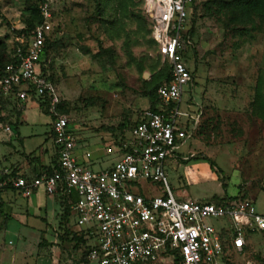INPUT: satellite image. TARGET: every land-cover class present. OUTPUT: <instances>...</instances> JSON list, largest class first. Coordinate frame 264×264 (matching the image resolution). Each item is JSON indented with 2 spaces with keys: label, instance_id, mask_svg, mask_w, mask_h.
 Here are the masks:
<instances>
[{
  "label": "rangeland",
  "instance_id": "rangeland-1",
  "mask_svg": "<svg viewBox=\"0 0 264 264\" xmlns=\"http://www.w3.org/2000/svg\"><path fill=\"white\" fill-rule=\"evenodd\" d=\"M45 2H50L51 17L42 70L57 87L81 150L93 152V162L101 159L94 167H106L116 159L112 152L128 138L130 126L158 103L155 85L163 62L151 38L146 0H0L2 62L14 46L30 40ZM229 2L194 0L189 12L184 36L193 83L184 88L181 109L199 120L195 128L189 122L188 139L175 160H167V178L176 194L184 190L186 197L207 202L225 193L244 194L264 214V14L250 7L234 10ZM34 100L25 103L36 104L47 133L52 114L41 108L44 99ZM17 104L0 94V130L23 119L22 112L14 115ZM39 145L28 143L32 149ZM8 150L0 141V167L8 163ZM10 194L7 200L0 196V264H87L81 245L70 234L62 237L60 224H49L46 235L24 245V232L37 228H24L26 199ZM55 209L61 211L60 204ZM225 262L264 264V233L251 236L241 252L226 253Z\"/></svg>",
  "mask_w": 264,
  "mask_h": 264
},
{
  "label": "built area",
  "instance_id": "built-area-1",
  "mask_svg": "<svg viewBox=\"0 0 264 264\" xmlns=\"http://www.w3.org/2000/svg\"><path fill=\"white\" fill-rule=\"evenodd\" d=\"M193 1L146 0L153 38L162 62L169 65L170 80L157 89L158 108L143 112L129 129L128 138L112 152L116 159L106 167H94L88 150L82 156L77 153L79 138L69 118L57 112L61 96L40 65L48 34L46 23L35 28L25 49L18 46V61L7 64L0 74L4 94L21 103L32 96L49 99L59 165L52 173L32 178L14 177L12 170L5 168L0 172V189L12 187L26 198L39 189L48 195L76 196L72 204L75 225L91 239V263L173 264L179 256L183 264H226L224 232L233 248L241 252L249 230L264 231V214L251 199L182 200L167 178V160L188 139L189 122L195 128L199 120L181 109L184 88L193 83L183 39ZM41 11L47 22L51 17L49 2L42 4ZM5 130L10 132V126ZM211 219L220 220V227Z\"/></svg>",
  "mask_w": 264,
  "mask_h": 264
},
{
  "label": "crops",
  "instance_id": "crops-1",
  "mask_svg": "<svg viewBox=\"0 0 264 264\" xmlns=\"http://www.w3.org/2000/svg\"><path fill=\"white\" fill-rule=\"evenodd\" d=\"M29 99L30 101H35L34 100L35 97L33 96L30 97ZM187 106L190 107L191 105L188 103ZM186 111L189 112V110ZM40 114L41 113L37 109V106L34 102H28V103L24 102L22 116H21L23 117V119L19 123L20 124L23 123L24 126L28 127L26 129L32 127L31 129H29L30 131L24 130V128H19L16 125L14 128V124L8 125L11 128L10 132L6 131L5 129L0 130V136L2 134L6 136L5 138L1 137L0 141H3L5 145L9 147V150L7 151L8 153L4 154V159L8 161V163L0 167V172L5 168H9L14 170L16 169L18 173L21 175L32 176L35 174L37 175L39 173L47 172L49 168L55 165V162L57 161V150L53 142L52 125H50V121H49L48 124L50 126V130L47 131V133H44L42 127L40 126L41 123L43 122V118L40 116ZM52 120H53V115H52ZM35 141L40 144L39 146L41 147H39V149H32L31 147H28V143H32ZM48 141L52 142L51 148L46 147ZM16 143L18 144V147H20L19 149L15 147ZM182 145L178 149H180ZM81 149L82 146L78 145L77 153L82 156L85 149L83 151ZM178 154H179V150L176 151V155ZM94 156L95 155L93 153L92 157L94 158ZM179 157L183 159L182 156ZM174 158L175 156L169 158L168 161L170 162L172 160H175ZM96 161L101 162V159H98L96 157V160L94 162ZM168 161L166 164V172H167V165H169ZM10 192L9 191L3 192L1 194V197L7 200V198L11 196ZM185 194L186 192L184 190H182L180 194L175 193V195L182 200L200 201L199 199L196 198L186 197ZM224 196L229 197L231 195L225 193ZM24 198L26 199V201H24V228H26L27 230L29 227L32 229L37 228L35 229L34 233L24 232V240H22V243L26 245V243L28 244L34 243L36 241L34 240L36 236L40 234L46 235L45 232L43 233V230L46 227L48 228L49 224L53 226L60 224L59 216L60 213L62 212V204L60 200V195H48L43 189H39L35 191V193L32 196L28 198L26 197ZM31 198L33 199L32 201L29 200ZM202 202H206V201H202ZM59 204L61 206V211L55 209V205L59 206ZM55 215H58L57 217H55L56 219L54 218ZM52 218H54L53 221L55 223L52 222ZM41 223H45V224L43 225Z\"/></svg>",
  "mask_w": 264,
  "mask_h": 264
},
{
  "label": "trees",
  "instance_id": "trees-1",
  "mask_svg": "<svg viewBox=\"0 0 264 264\" xmlns=\"http://www.w3.org/2000/svg\"><path fill=\"white\" fill-rule=\"evenodd\" d=\"M229 3L234 7V10L237 7H240V8L241 7H244V8L250 7L252 9H254L258 14H261V15L264 14V0H230ZM193 5H194V1H193L192 5H191L190 11H191ZM38 13H39V17H40V20H39L40 22H39V24H37V26L46 23V19L43 16L42 11H41L40 8H39ZM234 14H236V11H235ZM147 18H148L149 23H150L151 38H152V41L155 44V46L157 48V51H158V54H159L158 45L155 42V40L153 38V34H152L153 21L148 16V14H147ZM184 33H183V39L185 41V45H186V48H187V41H186V37L184 36ZM28 41H27V43H28ZM48 41H49V36L46 35V39H45V54H44V56L46 55L47 50H48V46H47L48 45ZM27 43H25V44L18 43L16 46H14L13 54L11 55V57H9V59L6 62H4V61L2 62V60H0V74H2L4 68H5V66L7 64L18 61V56L16 55V50H17L18 46H22L25 49ZM159 57H160V54H159ZM184 57H185V60L187 61L188 65L190 66V63L188 62V58L186 56V49H185V52H184ZM40 65H41V72L43 73V75H45V73L42 70V61H41V64ZM169 70H170L169 65L163 63V69L160 72L159 82H157V84L155 85V97H156V100H157L158 103H159V99L157 97V89H158V87L160 85H162L163 83H165V82H167V81L170 80V71ZM191 72H192V70H191ZM29 92L30 93H33L31 91H29ZM0 94L3 95V96H5L6 99L14 98L17 101V103H18L17 105L18 106L17 107L14 106L13 107V110H14L15 117L19 118V116L21 115V112L23 110L24 103H21L18 100L17 97H14L12 95H6V94H4V92H3V90H2L1 87H0ZM158 103L155 106H153L152 108H150V109L156 110L158 108ZM40 105H41V108L43 109V111L49 112L50 101H49L48 98H46L45 100L41 101ZM63 105H64V103L61 100V102L57 106V112L60 115L61 114L66 115L64 113V111H62ZM141 117H142V115H141ZM139 120L135 121V123L130 126V129L134 125H136ZM18 123H19V121H17L15 123L13 120H11V122H10L9 125H13L14 124V125L18 126ZM52 134H53V137H54L53 130H52ZM58 168H59V165H58V155H57V161L55 162V165L53 167L49 168L47 170V173H52L55 169H58ZM40 174L41 173H39L37 175H40ZM37 175L35 174V175H32V176H25V175L19 174L16 169L15 170L12 169V176H14V177L23 176V177H27V178H32V177L37 176ZM223 186L226 187V183H223ZM8 191L17 192L18 194H21L16 189H14L12 187H7L5 189H0V196H1L2 192H8ZM240 198L241 199H245V198H248V197L245 196L244 194H238L237 196H229V197L224 196V197L218 198V201L217 202H224V201H226L228 199L233 200V199H240ZM76 199H77L76 196H65L63 194L60 195V200H61V204H62V212H61V215H60V217H61L60 227L61 228L64 227V233L62 234V237L65 236V235H67V234L68 235L70 234L72 236V240L76 241V244L81 245L83 257L85 258V261L87 262V264H94V263H91L90 262L89 257H88L89 256V253H90V250L92 248V246L90 245V240L91 239H90V237H87V234L84 232V230H78L76 228L75 223L73 222L74 215H73V211H72V204L76 201ZM258 233H264V231L249 230L248 233H247L248 240H249V238L251 236H253L255 234H258ZM222 237H223V242H224L225 253H228V252H231V251H236L233 248V246H232L231 238L225 232L223 233ZM225 260H226V255H225ZM173 264H183V263H182L181 258L179 256H177L174 259Z\"/></svg>",
  "mask_w": 264,
  "mask_h": 264
}]
</instances>
